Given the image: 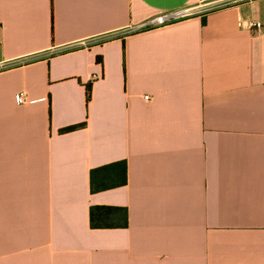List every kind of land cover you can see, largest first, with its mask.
<instances>
[{
  "label": "crops",
  "instance_id": "crops-1",
  "mask_svg": "<svg viewBox=\"0 0 264 264\" xmlns=\"http://www.w3.org/2000/svg\"><path fill=\"white\" fill-rule=\"evenodd\" d=\"M0 44V264H264V0H0Z\"/></svg>",
  "mask_w": 264,
  "mask_h": 264
},
{
  "label": "trees",
  "instance_id": "trees-1",
  "mask_svg": "<svg viewBox=\"0 0 264 264\" xmlns=\"http://www.w3.org/2000/svg\"><path fill=\"white\" fill-rule=\"evenodd\" d=\"M101 63V58L97 59ZM91 99V84L86 86V102ZM86 123L70 126L60 130L61 134L70 133L83 128ZM128 169L125 161L112 163L91 171L90 181L92 192H99L122 187L128 181ZM90 225L95 229L124 228L128 226V211L124 207L93 206L90 209Z\"/></svg>",
  "mask_w": 264,
  "mask_h": 264
},
{
  "label": "built area",
  "instance_id": "built-area-1",
  "mask_svg": "<svg viewBox=\"0 0 264 264\" xmlns=\"http://www.w3.org/2000/svg\"><path fill=\"white\" fill-rule=\"evenodd\" d=\"M204 8H205V4L201 3L195 7H187V8L177 10V11L159 14L155 17H152V18L146 20L141 25L136 26L134 28V30L144 31V30H148V29H152V28H156V27L166 26V25L172 24L174 22H178L180 20L188 19V18L193 17L195 15L201 14L204 11L203 10ZM254 26H256V28H262L263 27L261 23H256V24H254ZM0 46H1V44H0ZM5 64H7V63L4 62L1 65L6 66ZM149 100H150L149 97H145V101H149ZM17 102L19 104L25 103V98H24L23 94L18 95Z\"/></svg>",
  "mask_w": 264,
  "mask_h": 264
}]
</instances>
